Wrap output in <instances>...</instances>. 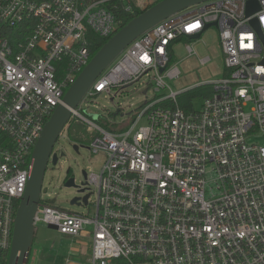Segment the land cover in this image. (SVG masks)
Masks as SVG:
<instances>
[{
    "label": "built area",
    "instance_id": "built-area-1",
    "mask_svg": "<svg viewBox=\"0 0 264 264\" xmlns=\"http://www.w3.org/2000/svg\"><path fill=\"white\" fill-rule=\"evenodd\" d=\"M109 1L0 0L1 250L12 246L34 147L92 58L90 33L112 37L119 30ZM259 1L261 9L250 16L247 0L189 7L115 58L71 117L94 132L90 150L107 154L99 171L86 170L96 197L87 206L93 203L94 213L41 198L35 226L53 224L69 235L91 226L87 264H112L115 258L132 264H264V48L252 25L257 18L264 31ZM211 23L219 32L225 74L198 84L211 85L213 92L199 110L185 111L177 104L184 90L157 93L169 87L167 77L181 74L173 64L176 43L202 36ZM187 50L194 53L193 45ZM144 77L145 94L151 85L156 95L132 121L114 122L110 130L84 114L83 102L100 94L115 97ZM144 118L147 124L140 126Z\"/></svg>",
    "mask_w": 264,
    "mask_h": 264
},
{
    "label": "rangeland",
    "instance_id": "rangeland-1",
    "mask_svg": "<svg viewBox=\"0 0 264 264\" xmlns=\"http://www.w3.org/2000/svg\"><path fill=\"white\" fill-rule=\"evenodd\" d=\"M188 44L193 45L194 53L188 52ZM173 52V64L178 65L181 74L175 78L167 77L166 82L169 87L157 94H169L170 90L186 91L199 83L220 79L225 74V56L216 26L206 29L200 38H184L177 42ZM205 57H209L210 60L202 62L201 59ZM148 81L149 77H144L142 80L144 83L131 85L115 97L100 94L92 101L83 102L84 114L100 124L106 122L111 125L114 122L132 121L145 107L146 100L154 98L156 95L151 85H149L148 93H144ZM203 102L204 98L200 95L192 98L194 109L199 110ZM77 122L80 125L76 126V130L85 135L87 144L81 143L80 149L77 151L74 148L75 140L71 135V132L75 134L76 131L73 130V127L71 130H68L67 127L64 129L54 146V152L58 153L59 159L57 163H54L51 157L47 164L41 198L68 211L93 214V203L88 206L71 203L77 189L66 186V180L69 177H75L76 182L79 183L84 179L83 170L99 171L107 159V154L103 151L94 153L90 150L89 145L94 132L87 130L86 124L74 120V123ZM146 124L145 118L141 120L140 126ZM259 142L264 144V139H260ZM68 170H70L69 173ZM89 198L95 200L96 197L92 194ZM90 229H92L91 226L79 235H69L61 233L47 224H37L27 264H67L68 260L74 264H87L91 251Z\"/></svg>",
    "mask_w": 264,
    "mask_h": 264
},
{
    "label": "water",
    "instance_id": "water-1",
    "mask_svg": "<svg viewBox=\"0 0 264 264\" xmlns=\"http://www.w3.org/2000/svg\"><path fill=\"white\" fill-rule=\"evenodd\" d=\"M209 0H160L134 17L129 23L119 29L91 58L83 68L75 82L64 95V103L59 104L46 123L42 135L38 139L31 160V168L27 188L20 201L14 223L13 240L10 249L8 264H27L32 250L35 236V215L41 199L43 179L49 159L52 157L57 163L59 156L53 152L54 146L61 133L67 127L72 110L76 109L90 89L96 78L115 60V58L137 37L154 27L164 19L181 12L189 7L199 5ZM261 9L259 0H247L246 14H254ZM215 23L207 24L205 30ZM252 25L257 30L264 48V31L261 29L257 18L252 19ZM201 33L192 35V39L199 38ZM264 64V57L262 59ZM147 90H144L146 93ZM74 148L79 151L80 146L74 143ZM64 155V152H62ZM70 170H68L69 173ZM84 179L77 183L75 177L66 180V186L77 189L72 198V204L87 205L91 191L86 181L87 172L83 170ZM49 227L57 229L53 224Z\"/></svg>",
    "mask_w": 264,
    "mask_h": 264
},
{
    "label": "trees",
    "instance_id": "trees-1",
    "mask_svg": "<svg viewBox=\"0 0 264 264\" xmlns=\"http://www.w3.org/2000/svg\"><path fill=\"white\" fill-rule=\"evenodd\" d=\"M158 1H155L153 4L149 5L148 7L154 5ZM128 5H130V9H128ZM107 6L114 12L117 21L119 22V29H121L123 26H125L127 23H129L134 17L141 14L145 9L148 7L142 9L140 6L136 5L133 1H122V0H110L107 3ZM13 36L16 34L13 33ZM111 37H101L95 33H90L89 40H90V48H91V57H93L101 48L102 46L110 39ZM213 92V87L211 85H200L193 87L191 89H188L181 94L178 95V106L184 109L185 111H190L193 109L192 105V98L196 95H200L202 97L209 96ZM174 105V103H172ZM167 105H171L170 103H167ZM103 125H105L106 128L110 130H115L116 125L115 124H107L106 122H101ZM80 123H74V119H70L69 123L67 124V129L71 130L73 127V130L76 131L75 134L71 132V135H73V139L75 140V143L78 144H87V139L85 138V135L82 134L80 131L76 130V126H79ZM70 172V171H69ZM10 255V250H1L0 249V264H8ZM112 264H132L130 261L124 259V258H115L113 259Z\"/></svg>",
    "mask_w": 264,
    "mask_h": 264
},
{
    "label": "crops",
    "instance_id": "crops-1",
    "mask_svg": "<svg viewBox=\"0 0 264 264\" xmlns=\"http://www.w3.org/2000/svg\"><path fill=\"white\" fill-rule=\"evenodd\" d=\"M131 1H133L136 5L140 6L142 9L148 7L149 5L155 2L154 0H131ZM188 39H192V38L190 37Z\"/></svg>",
    "mask_w": 264,
    "mask_h": 264
},
{
    "label": "flooded vegetation",
    "instance_id": "flooded-vegetation-1",
    "mask_svg": "<svg viewBox=\"0 0 264 264\" xmlns=\"http://www.w3.org/2000/svg\"><path fill=\"white\" fill-rule=\"evenodd\" d=\"M87 172V171H86ZM87 176V175H86Z\"/></svg>",
    "mask_w": 264,
    "mask_h": 264
}]
</instances>
